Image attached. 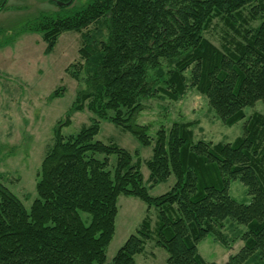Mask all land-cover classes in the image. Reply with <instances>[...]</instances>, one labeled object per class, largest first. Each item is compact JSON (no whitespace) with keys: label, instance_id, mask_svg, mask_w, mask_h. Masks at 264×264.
<instances>
[{"label":"trees","instance_id":"1","mask_svg":"<svg viewBox=\"0 0 264 264\" xmlns=\"http://www.w3.org/2000/svg\"><path fill=\"white\" fill-rule=\"evenodd\" d=\"M65 8L29 27L43 36L46 53L63 34L82 35L73 77L80 82L84 73L85 88L55 130L31 208L0 184V264H107L122 195L155 208L158 224L153 232L147 217L111 264H136L149 241L168 264H217L198 244L213 235L228 246L226 223L245 232L243 247L224 264H264V116L254 114L241 137L217 144L195 142L191 124L161 129L153 141L134 123L143 101L179 102L189 90L205 96L226 126L244 121L247 108L264 102V0H94L73 14ZM217 18L241 41L221 50L206 39ZM85 111L92 124L63 136L72 114ZM100 121L154 144L147 182L137 153L95 141ZM171 177L169 192L150 195ZM234 180L246 186L250 204L231 197Z\"/></svg>","mask_w":264,"mask_h":264},{"label":"rangeland","instance_id":"2","mask_svg":"<svg viewBox=\"0 0 264 264\" xmlns=\"http://www.w3.org/2000/svg\"><path fill=\"white\" fill-rule=\"evenodd\" d=\"M67 1L0 0V184L17 196L27 210L36 199L37 173L53 146L55 130L60 123L66 122L77 94L85 88L84 73L80 74V82L73 77L78 70L76 66L81 63L82 35L63 34L54 51L46 53L43 36L31 32L29 27L42 15L59 13L57 2L66 4ZM92 1L72 0L71 7L65 9L73 14ZM258 25L259 22H254L251 27L256 29ZM229 31L223 20L217 18L205 32V38L224 50L241 41ZM61 89L63 94L55 96ZM142 104L144 110L134 123L146 127L153 141L161 129L169 130L175 123H185L191 124L195 142L232 143L243 135L245 123L254 114L264 116V102H259L245 110L244 121L228 127L211 109L208 99L195 90H189L179 102L157 98L145 100ZM93 119L95 116L88 111L72 114L71 124L61 128L62 135H77L83 127L91 125ZM95 141L137 153L147 182L150 172L146 162L152 158L154 144L144 146L131 132L107 121H100ZM175 182L171 177L149 193L152 197L164 195ZM229 194L239 203L252 202L246 186L239 180L231 182ZM117 205L116 231L107 249V264H111L127 240L138 233L147 217L153 232L158 224V211L155 208L149 211L148 206L136 197L122 195ZM222 232L227 236L228 246L213 235L198 244L199 254L209 263L224 264L243 247V227L226 223ZM167 260L168 254L149 241L146 252L136 257V264H168Z\"/></svg>","mask_w":264,"mask_h":264},{"label":"water","instance_id":"3","mask_svg":"<svg viewBox=\"0 0 264 264\" xmlns=\"http://www.w3.org/2000/svg\"><path fill=\"white\" fill-rule=\"evenodd\" d=\"M70 4H72V0L66 4L64 3H59L57 2V5L60 7V8H65V7H68Z\"/></svg>","mask_w":264,"mask_h":264}]
</instances>
